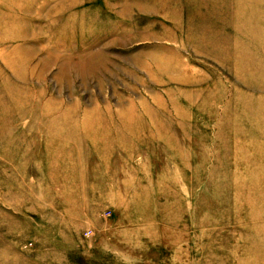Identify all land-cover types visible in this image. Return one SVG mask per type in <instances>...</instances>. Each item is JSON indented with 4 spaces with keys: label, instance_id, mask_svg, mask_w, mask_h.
I'll list each match as a JSON object with an SVG mask.
<instances>
[{
    "label": "rangeland",
    "instance_id": "1",
    "mask_svg": "<svg viewBox=\"0 0 264 264\" xmlns=\"http://www.w3.org/2000/svg\"><path fill=\"white\" fill-rule=\"evenodd\" d=\"M0 264H264V0H0Z\"/></svg>",
    "mask_w": 264,
    "mask_h": 264
}]
</instances>
